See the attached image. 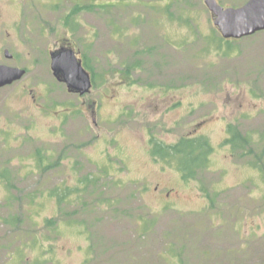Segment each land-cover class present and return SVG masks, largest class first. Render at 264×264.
<instances>
[{"label": "rangeland", "instance_id": "374dc122", "mask_svg": "<svg viewBox=\"0 0 264 264\" xmlns=\"http://www.w3.org/2000/svg\"><path fill=\"white\" fill-rule=\"evenodd\" d=\"M205 1L0 0V65L27 72L0 89V264H264V32L224 39ZM190 138L212 149L185 180L153 147Z\"/></svg>", "mask_w": 264, "mask_h": 264}, {"label": "water", "instance_id": "95a60500", "mask_svg": "<svg viewBox=\"0 0 264 264\" xmlns=\"http://www.w3.org/2000/svg\"><path fill=\"white\" fill-rule=\"evenodd\" d=\"M206 5L226 40H241L264 32V0H250L239 8L225 9L216 0H207ZM5 55L9 59L12 57L8 51ZM52 71L71 92L85 94L92 90L90 74L71 50L52 55ZM26 73L24 69L0 65V89L22 80Z\"/></svg>", "mask_w": 264, "mask_h": 264}, {"label": "trees", "instance_id": "16d2710c", "mask_svg": "<svg viewBox=\"0 0 264 264\" xmlns=\"http://www.w3.org/2000/svg\"><path fill=\"white\" fill-rule=\"evenodd\" d=\"M229 133L232 135L227 143L232 145L250 144L248 138H244L241 134L234 128L230 127ZM211 145L207 140L198 139H184L178 142L176 145L164 146L156 144L153 147V154L157 156H178V166L180 172L185 180H192L197 176V173L205 168L207 161L209 160ZM261 157V156H259ZM261 159V158H259ZM189 164V167L186 166Z\"/></svg>", "mask_w": 264, "mask_h": 264}, {"label": "flooded vegetation", "instance_id": "af4514ba", "mask_svg": "<svg viewBox=\"0 0 264 264\" xmlns=\"http://www.w3.org/2000/svg\"><path fill=\"white\" fill-rule=\"evenodd\" d=\"M153 1V0H152ZM207 1V0H206ZM206 1H205V4H206ZM217 1V0H216ZM218 2V1H217ZM219 3V2H218ZM207 6V5H206ZM211 12V11H210ZM211 14H212V12H211ZM212 19H213V21H214V16H213V14H212ZM214 24H215V22H214ZM216 26V25H215ZM217 27V26H216ZM218 28V27H217ZM67 50H71V51H73L74 53H75V55H76V57H77V59L82 63V65H83V67L85 68V70L90 74V76H91V79H92V84H93V87H94V80H93V75H92V73L91 72H89V70L86 68L87 66H85V62H84V59H83V57L79 54V51H76L75 49H73V48H71L69 45H67V44H63V45H61L60 46V48H59V50H57L56 52H52L51 53V60H52V55L53 54H58V53H61V52H63V51H67ZM5 53H6V51H5ZM12 57L10 58V60H12V59H14V56L13 55H11ZM9 59V58H8ZM17 68V67H16ZM27 74V73H26ZM56 78V77H55ZM56 80H58L59 81V79H57L56 78ZM21 81V80H20ZM20 81H17V82H20ZM59 82H62V81H59ZM16 83V82H15ZM14 83V84H15ZM13 85V84H12ZM11 86V85H10ZM93 87H92V89H93ZM92 91V90H91ZM90 91V92H91ZM71 92V91H70ZM89 92V93H90ZM88 93V94H89ZM77 95V94H76ZM84 95H87V94H84ZM81 96H83V94H81Z\"/></svg>", "mask_w": 264, "mask_h": 264}]
</instances>
